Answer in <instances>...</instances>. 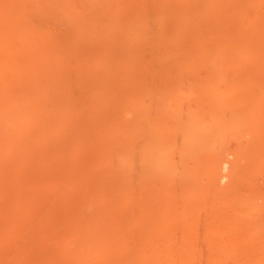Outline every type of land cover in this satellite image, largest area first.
Here are the masks:
<instances>
[{"label":"bare ground","instance_id":"bare-ground-1","mask_svg":"<svg viewBox=\"0 0 264 264\" xmlns=\"http://www.w3.org/2000/svg\"><path fill=\"white\" fill-rule=\"evenodd\" d=\"M0 148V264H264V0H0Z\"/></svg>","mask_w":264,"mask_h":264},{"label":"rangeland","instance_id":"rangeland-1","mask_svg":"<svg viewBox=\"0 0 264 264\" xmlns=\"http://www.w3.org/2000/svg\"><path fill=\"white\" fill-rule=\"evenodd\" d=\"M70 141H72V138L71 139H67L66 140V142H70ZM35 146H38V147H35ZM30 148H31V151H33V152H36V150H38L39 148H43V146L38 142V141H33L32 143H31V146H30ZM0 150H2L1 148H0ZM30 150V149H29ZM29 150H27L26 151V153H21V152H17V154H15L16 152H13V155L15 156H12V158H14V159H16V161L17 162H21V161H19L18 159V157H20V158H22V162H24V165H23V168H25L24 170H23V168L20 170V172L18 173V174H20L21 176H18V178H19V181L20 182H22V184H24V182L27 180V179H29V178H34V179H37L36 178V176L37 177H39L40 176V174L44 177V178H46L47 176H46V173H43V172H45V171H42V170H45V169H47L48 170V176H50L52 173H51V169L53 170V169H55V168H57V171L56 170H53V172L55 171V173L56 174H58V172L59 173H61V171L63 172L60 176H64L65 175V172H66V170H67V167L69 166L67 163H58V164H61V165H63V166H59L58 167V164L56 165V164H54L53 166H55V167H52V166H50L51 164H42V167H45V168H42V167H40V165L39 166H37L35 163L34 164H32V170L31 169H29L28 168V166L31 164L30 162V156H34L33 158H36L37 159V153H39V151L41 150V149H39V151H37L36 153H33L32 152V154L30 153V151ZM42 151V150H41ZM40 151V152H41ZM5 151H3V152H1L0 153V155L2 154V153H4ZM27 152H29L30 154V156L29 155H26V156H23V155H21V154H27ZM77 153L78 152H80V151H76ZM5 153H7V152H5ZM80 153H84V152H80ZM80 153H78V154H75V152H73V158H74V160H75V158H78L79 157V159H76V160H80L81 159V157H83V155L81 154V157L80 156H78V155H80ZM20 154V156H18ZM11 156L12 154H5L4 155V158L6 159V158H9V156ZM17 155V156H16ZM76 155V156H75ZM29 157V158H28ZM232 157V155L231 156H228V158H231ZM0 158H1V156H0ZM3 158V159H4ZM7 160V159H6ZM6 160H4L5 161V163H3L2 165L0 164V172L2 173V172H6V174L5 175H11L12 174V172H13V168H12V164H10V165H7V164H9V163H12V162H9V163H7V161ZM25 160H28L29 162H27V161H25ZM15 160H13V162H14ZM33 161V160H32ZM33 162H35V161H33ZM3 165H5V166H3ZM68 165V166H67ZM14 166V165H13ZM50 167H52V168H50ZM12 168V169H11ZM42 168V169H41ZM228 168V167H227ZM27 169H29V170H31L32 172H30V171H28ZM65 170V171H64ZM225 170V171H224ZM223 170V174H227L228 173V170L229 169H224ZM28 173H27V172ZM225 172V173H224ZM0 173V174H1ZM35 173H37V174H35ZM25 174V175H24ZM31 174V175H30ZM39 174V175H38ZM50 174V175H49ZM4 176V175H3ZM30 176V177H29ZM41 176V177H42ZM40 177V178H41ZM228 177L226 176L225 178H224V180H222L221 181V183L222 184H225L228 180ZM261 179V178H260ZM0 180H3V179H0ZM37 180H39V179H37ZM225 181V182H224ZM2 182V181H1ZM1 182H0V186H1ZM20 185V184H19ZM23 185H20V187L19 188H21ZM12 189V188H11ZM9 189V188H3V190L5 191V193L2 191V193H0V195H3L2 197L3 198H0V199H2L1 201H4L5 199L6 200H8V202L10 201V194H7V193H13L14 194V189ZM28 193H30V192H28ZM12 194V195H13ZM29 197H30V194L29 195H27V194H25V192H24V199H25V202L29 199ZM5 198V199H4ZM5 200V202H7ZM4 202V203H5ZM1 206H3V205H1ZM1 216V215H0ZM3 216H6L5 214H3L1 217H0V219L1 218H3ZM27 216H28V218H31V219H33L35 216H36V212L34 211V210H31V212H30V210L29 211H27L26 213H25V215H24V219L25 218H27ZM1 220H3V219H1ZM25 220H28V219H25ZM205 246V245H204ZM202 244L199 246V249H198V254H199V258L197 257V260L199 261V264H207V262L205 261V260H203V259H205V258H203V257H200V255H202V250L204 249V251H205V247H204ZM204 247V248H203ZM208 251V250H207ZM206 254H208V252H205V254L203 253V255L202 256H204V257H206V256H208V255H206ZM198 256V255H197ZM201 258H203V259H201ZM232 260L233 259H230V260H228V262H229V264H232Z\"/></svg>","mask_w":264,"mask_h":264}]
</instances>
